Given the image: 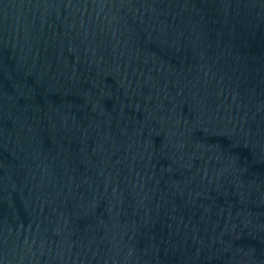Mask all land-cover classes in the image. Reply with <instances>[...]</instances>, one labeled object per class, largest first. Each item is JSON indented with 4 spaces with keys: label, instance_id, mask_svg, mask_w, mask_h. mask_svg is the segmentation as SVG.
<instances>
[{
    "label": "water",
    "instance_id": "water-1",
    "mask_svg": "<svg viewBox=\"0 0 264 264\" xmlns=\"http://www.w3.org/2000/svg\"><path fill=\"white\" fill-rule=\"evenodd\" d=\"M0 264H264V0H0Z\"/></svg>",
    "mask_w": 264,
    "mask_h": 264
}]
</instances>
